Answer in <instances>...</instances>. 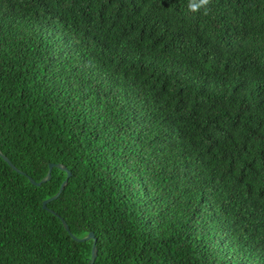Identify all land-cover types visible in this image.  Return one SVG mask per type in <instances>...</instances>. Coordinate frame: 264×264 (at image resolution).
I'll return each instance as SVG.
<instances>
[{"label": "trees", "instance_id": "1", "mask_svg": "<svg viewBox=\"0 0 264 264\" xmlns=\"http://www.w3.org/2000/svg\"><path fill=\"white\" fill-rule=\"evenodd\" d=\"M188 4L0 0V264H264V0Z\"/></svg>", "mask_w": 264, "mask_h": 264}, {"label": "water", "instance_id": "2", "mask_svg": "<svg viewBox=\"0 0 264 264\" xmlns=\"http://www.w3.org/2000/svg\"><path fill=\"white\" fill-rule=\"evenodd\" d=\"M0 157L3 159V161L8 165L10 166L14 171H16L18 174L20 175H25V173H23L22 171L18 170L14 165H12V163L9 161V159L1 152L0 150ZM53 168H57L63 172L66 173V178L65 180L63 181V183L61 184L58 192L51 198L45 200L43 203H42V209L45 210V211H48L52 214L55 215V213L51 210L48 209L47 205L55 200L58 199V197L61 195V193L63 192V190L65 189L66 185H67V182H68V179L71 177V173L69 172V170H67L64 166H62L61 164H49L48 166V171H47V174L45 175V177L40 181V182H35L34 180H32L31 178H29V182L32 184V185H35L37 187H39L40 185L42 184H45L46 182H48L51 178V171ZM61 222H62V226L64 228V230L70 235L71 239L75 242H78V243H83V242H86V241H90L92 240L93 243H92V247H91V255H90V261L88 264H94L95 262V259L97 257V249H96V239L94 238L93 234L92 233H89L87 236H85L84 238H81V239H78L74 236L71 235L70 231H69V228H68V225L67 223L61 219Z\"/></svg>", "mask_w": 264, "mask_h": 264}, {"label": "clouds", "instance_id": "3", "mask_svg": "<svg viewBox=\"0 0 264 264\" xmlns=\"http://www.w3.org/2000/svg\"><path fill=\"white\" fill-rule=\"evenodd\" d=\"M210 4L211 0H189L188 8L192 12H199L203 9V14L207 15L211 11Z\"/></svg>", "mask_w": 264, "mask_h": 264}, {"label": "rangeland", "instance_id": "4", "mask_svg": "<svg viewBox=\"0 0 264 264\" xmlns=\"http://www.w3.org/2000/svg\"><path fill=\"white\" fill-rule=\"evenodd\" d=\"M59 198V197H58ZM93 234V233H92ZM69 235V234H68ZM70 236V235H69ZM94 236V235H93ZM84 238V237H83ZM94 238H95V236H94ZM96 239V238H95ZM92 241V240H91ZM87 242V241H86ZM78 243V242H77Z\"/></svg>", "mask_w": 264, "mask_h": 264}]
</instances>
